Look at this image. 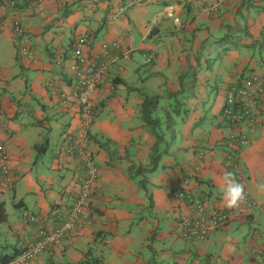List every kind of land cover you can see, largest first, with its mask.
I'll use <instances>...</instances> for the list:
<instances>
[{
    "label": "crops",
    "instance_id": "crops-1",
    "mask_svg": "<svg viewBox=\"0 0 264 264\" xmlns=\"http://www.w3.org/2000/svg\"><path fill=\"white\" fill-rule=\"evenodd\" d=\"M196 1L0 0V139L12 177L0 191L1 262L38 240L40 222L67 215L85 177L66 137L84 123L70 66L75 41L89 35L90 58L103 42L133 49L92 97L86 145L99 171L91 223L80 220L58 246L22 264H264V96L254 133L222 117L228 91L254 75L264 82V0H226L211 15L202 9L217 0ZM16 19L32 59L18 52ZM233 134L249 135L241 150L229 146ZM235 162L247 199L229 210L220 177L236 176ZM180 192L225 210L228 224L206 240L184 239L179 223L194 210Z\"/></svg>",
    "mask_w": 264,
    "mask_h": 264
},
{
    "label": "built area",
    "instance_id": "built-area-1",
    "mask_svg": "<svg viewBox=\"0 0 264 264\" xmlns=\"http://www.w3.org/2000/svg\"><path fill=\"white\" fill-rule=\"evenodd\" d=\"M32 2L41 3L43 0H30ZM62 5H67L69 0H59ZM112 0H86L87 5H97L101 2H110ZM132 5L144 2V0H131ZM194 1L195 7H200V1ZM226 0H217L215 5L204 7L202 10L207 15L215 13L219 5L225 3ZM11 5L16 6V2L12 1ZM15 31L17 49L22 57L34 58L35 54L29 46L26 37V29L22 22L16 19L13 23ZM91 39L89 35L79 37L75 41L72 53V65L70 70L78 83L77 93L74 99L78 102L84 123L81 132L69 134L66 137V146L69 155H76L79 164L84 169L83 181L79 184L77 195L74 202L69 208L67 215L56 214L52 219V224L40 222L38 229V240L30 247L26 248L17 258L9 262H1L0 264H22L38 257L41 253L51 246H58L66 233L72 231L80 220L90 221L92 217L91 201L92 190L95 179L98 174V167L95 160L89 152L86 139L89 135V126L94 119V107L92 97L98 90L105 79L110 68L122 61L132 58L133 49L131 45L125 47L119 42L101 44V51L97 57L90 58L86 54V48L90 46ZM144 63L151 64L152 57L143 55ZM65 58L55 57V63L61 66ZM226 105L223 109V116L239 129L245 128L247 125L250 132L254 133L257 126L261 122L260 103L264 96V82L258 75H254L241 85L233 87L228 91ZM69 105V103H66ZM71 106V105H69ZM4 121V109L0 102V127ZM249 141V135L233 134L229 138V146L234 150H241ZM235 155H229V159L234 160ZM10 157L4 142L0 139V191L5 190L12 182ZM239 163H234L236 178L242 181L243 175L239 170ZM188 183V182H186ZM175 197L186 200L193 208L194 214L183 217L179 223L182 237L192 241H203L208 238L217 229L228 224L230 215L225 210L214 209L208 210L205 202L187 192L175 193ZM28 216V215H27ZM31 221H37L35 217L30 218ZM90 223V222H89ZM262 262L264 260L261 259Z\"/></svg>",
    "mask_w": 264,
    "mask_h": 264
},
{
    "label": "clouds",
    "instance_id": "clouds-1",
    "mask_svg": "<svg viewBox=\"0 0 264 264\" xmlns=\"http://www.w3.org/2000/svg\"><path fill=\"white\" fill-rule=\"evenodd\" d=\"M220 180L223 185V202L227 209H236L245 203L247 199L245 185L237 180L233 172H223ZM257 190L264 192V183L258 184Z\"/></svg>",
    "mask_w": 264,
    "mask_h": 264
},
{
    "label": "trees",
    "instance_id": "trees-1",
    "mask_svg": "<svg viewBox=\"0 0 264 264\" xmlns=\"http://www.w3.org/2000/svg\"><path fill=\"white\" fill-rule=\"evenodd\" d=\"M71 71V70H70ZM72 73V72H71ZM72 75H73V73H72ZM74 77V76H73ZM75 79V81H76V92L74 93V94H76L77 93V88H78V83H77V80H76V78H74ZM53 86L54 85H52V83H49V87L50 88H53ZM74 94H72V96H73V98H74ZM75 102H77L76 100H75ZM69 105H72V102L69 100ZM222 117H223V119H225V120H227L224 116H223V111H222ZM228 121V120H227ZM155 161H156V158H155ZM90 208H91V206H90ZM6 217H7V215H6V212H5V208H4V205L3 204H0V222H4L5 220H6ZM83 220V219H82ZM90 223H91V220L89 221ZM77 225V224H76ZM24 251V250H23ZM22 251V252H23ZM21 252V253H22ZM21 253H19V254H17V255H14V256H11V257H9V258H4L3 259V262H9V261H12L13 259H15V258H17Z\"/></svg>",
    "mask_w": 264,
    "mask_h": 264
},
{
    "label": "rangeland",
    "instance_id": "rangeland-1",
    "mask_svg": "<svg viewBox=\"0 0 264 264\" xmlns=\"http://www.w3.org/2000/svg\"><path fill=\"white\" fill-rule=\"evenodd\" d=\"M94 117H95V111H94ZM69 134H70V133H69ZM52 143H53V141H52ZM206 239H208V238H206ZM206 239H205V240H206ZM145 251H147V249H146ZM141 258H142V256H141ZM131 261H133V262H134L133 256H132V259H131Z\"/></svg>",
    "mask_w": 264,
    "mask_h": 264
}]
</instances>
